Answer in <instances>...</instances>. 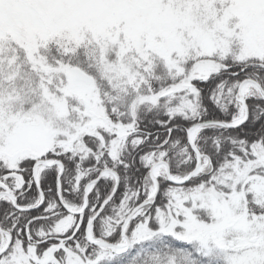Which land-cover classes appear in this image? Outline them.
Returning a JSON list of instances; mask_svg holds the SVG:
<instances>
[{
  "label": "snow or ice",
  "instance_id": "1",
  "mask_svg": "<svg viewBox=\"0 0 264 264\" xmlns=\"http://www.w3.org/2000/svg\"><path fill=\"white\" fill-rule=\"evenodd\" d=\"M0 264H264V0H0Z\"/></svg>",
  "mask_w": 264,
  "mask_h": 264
}]
</instances>
